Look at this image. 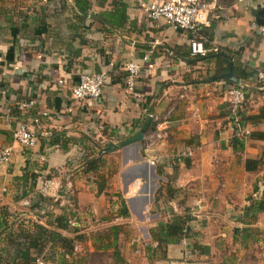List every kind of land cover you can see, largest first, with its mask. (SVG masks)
<instances>
[{
	"label": "crops",
	"instance_id": "0c3cea01",
	"mask_svg": "<svg viewBox=\"0 0 264 264\" xmlns=\"http://www.w3.org/2000/svg\"><path fill=\"white\" fill-rule=\"evenodd\" d=\"M123 1L125 23L104 30L101 26H109L90 15L108 8V0L101 7L98 0H91L83 20L73 14L71 0H0V149L11 148L9 161L0 163V264L19 261L13 257L15 243L20 231L30 233L33 224L65 237L75 233L51 225L64 208L37 192L42 179L62 183L56 168L69 167L79 147L85 149L91 140L105 145L111 137L115 142L130 137L149 113L165 111L167 136L156 153L189 147L192 155L176 164L164 158L150 166L139 159L140 148L138 153L132 146L123 150L120 179L113 177V190L120 188L123 193L135 178L142 184L124 199L126 217L139 230L135 236L140 246L130 245L128 238L121 246L118 238L122 259L127 264H264V163L254 170L243 166L245 158H258L264 147V89L254 78L255 69L264 68V23L255 22L257 5H264V0H216L208 13L209 25L202 29L205 46L211 43L234 55H227L233 75L237 77L233 67L238 65L247 72L244 79L238 77L246 85L241 110L246 132L240 138L232 136L225 110V89L232 83L206 81L226 71L224 58L210 52L189 57L186 31L153 23L133 0ZM131 60L140 65L134 83L140 101L123 94L124 65ZM100 70L108 80L99 98L69 96L79 72ZM28 98L36 100L34 107L15 108ZM18 120L32 127L34 147L13 141ZM79 164L71 170L72 202L94 201L103 208L107 200L101 202L92 183L75 175ZM157 188L159 198L153 201ZM195 202L202 206L197 215L187 214L184 242L166 245L162 259H147L143 246L152 242L148 230L167 220L170 212L183 215ZM74 241V259L97 248L90 238L82 245ZM193 243L205 246L208 253H195ZM51 245L41 253L50 251L47 256L55 259L63 254V262H70L66 252Z\"/></svg>",
	"mask_w": 264,
	"mask_h": 264
},
{
	"label": "built area",
	"instance_id": "2783aa9c",
	"mask_svg": "<svg viewBox=\"0 0 264 264\" xmlns=\"http://www.w3.org/2000/svg\"><path fill=\"white\" fill-rule=\"evenodd\" d=\"M215 1L216 0H133L135 7L143 13L147 20L153 23H163L165 25L174 26L188 33L187 47L189 57H203L209 52H220L218 47L214 44L210 43L209 46H205L207 39L202 32V29L209 25L208 13ZM150 52L151 50H148L141 57L142 60H146L147 54ZM139 72L140 65L131 60L125 63L122 76L123 94L137 101L142 100L141 94L135 90L134 86L135 78L139 75ZM254 78L258 88L264 89V68H256L254 71ZM107 80V74L102 70L81 71L77 75L76 82L70 87L69 96L75 100L97 99L101 95L103 85ZM245 86L244 83H239L238 85L231 84L225 89V110L228 123L232 127V136L234 138H240L246 132L241 119V110L244 102L243 88ZM35 104L36 100L34 98H28L18 101L16 103V108L19 110L30 109L34 107ZM40 114L43 115L45 113L42 111ZM147 116L150 117L151 127L146 130L141 140L139 158L141 161L150 166H155L161 164L164 158H167L168 160H166L169 164H176L183 158L192 155V150L189 147H184L177 152L166 155L157 154L156 151L158 146L167 136L168 111L158 114L149 113ZM31 120L36 121V118H31ZM97 128L102 130L103 127L99 125ZM12 139L15 143L24 148H32L37 142L32 127L25 120H18L15 123L12 129ZM108 141L115 142L112 137L108 138ZM102 144L103 147L104 143ZM10 154L11 148L9 146H3L0 149V163H7ZM88 154H90L89 150L79 147L78 155L75 160L69 164V167L56 168V173L60 174L62 177V183L52 178L42 179L37 192L41 196L52 197L64 208L63 217L65 228L87 232L110 224H131L126 216L116 215L118 204L114 198L111 199L113 217L111 221L108 222L100 220L94 201L88 203V205H79L72 202L73 200L69 193L72 183L71 170ZM40 159H42V157H40ZM141 184L142 180L140 178L133 179L127 189L122 193L121 197L125 198L133 195ZM201 206L199 202L193 203L188 206L187 214L192 216L197 215ZM182 231H187V223L184 224ZM184 239L185 237H182L180 241L184 242ZM138 242L139 238L137 236H132L129 239L130 245ZM150 244L155 245V242L152 241ZM32 264H49V262L39 253L34 258Z\"/></svg>",
	"mask_w": 264,
	"mask_h": 264
},
{
	"label": "trees",
	"instance_id": "16d2710c",
	"mask_svg": "<svg viewBox=\"0 0 264 264\" xmlns=\"http://www.w3.org/2000/svg\"><path fill=\"white\" fill-rule=\"evenodd\" d=\"M105 0H98L97 4L101 7L103 6ZM91 6V0H71V8L72 12L79 20H83L86 18L89 7ZM108 8H104L101 11H98L94 15H90L92 20L102 24H106L109 27H103L104 30H108L109 28L120 27L126 21L125 15V7L126 4L123 0H108L107 2ZM236 53V52H235ZM219 55L222 57L223 55H230L231 58H234V55L227 52L220 51L217 53H213V55ZM234 54V53H233ZM233 71L237 75V78L244 79L247 77V72L241 66H234ZM16 108V107H15ZM151 127V123L149 127ZM236 140V139H234ZM56 141V139H54ZM90 146H87L85 149L89 150L87 156L83 157L78 170L75 175L83 176L85 180H88L92 183L94 187V191L96 194L104 193L107 188V175L102 171L103 168L107 167L104 156L108 153L99 154L98 151L102 147L103 144L97 143L95 141H90ZM141 147V142H140ZM141 152V149H140ZM264 147L261 152V155L256 159L245 158L243 161V166L245 170H254L259 165L264 163ZM24 180V176H21ZM33 179V177H31ZM160 189L157 188L155 195L153 197V201L158 200ZM105 194H107L105 192ZM109 194V193H108ZM110 198H114L117 201L118 208L116 210V215L118 216H126L127 208L124 199L121 197L118 191H114L110 193ZM5 215V214H4ZM1 216V215H0ZM188 220L187 213L180 215L173 212L169 213V217L162 223H159L154 228L148 230V237L151 241L155 242V245L145 244L143 246L144 254L147 259L153 260L154 258L162 259L164 258V248L166 245L170 243L178 242L182 237L187 236V231L183 232V226ZM1 221L4 219L1 217ZM51 225L53 228L62 229L65 228L64 217L63 214L53 217ZM73 230L74 235L72 237H65L54 231V229H48L45 226L39 224H33L30 233H22L20 231L18 241L15 243V252L13 257L19 258V261H15L13 264H32L34 258L41 253L44 247L54 243L57 247L62 249L63 252H66L70 256V262H63L64 255L58 259L47 256L49 260L55 261L57 260V264H87L88 257L92 256L96 251L109 250L111 252L110 256L112 257L113 264H126L122 259L121 253L119 251L118 245V236L121 233V229L118 224H110L107 226L100 227L93 231L80 232L78 229ZM89 232H93L92 234ZM78 233V234H77ZM91 234L89 237L86 235ZM92 239L94 241L102 240L104 243L102 247H97L91 252L85 251L83 256L80 258H73L71 256L74 248L75 241L77 244H83L86 239ZM52 246V245H51ZM192 250L198 254H207V248L205 246L199 245L197 243H193L191 245ZM50 254V251H47V255ZM46 258V259H48ZM48 261V260H47Z\"/></svg>",
	"mask_w": 264,
	"mask_h": 264
},
{
	"label": "rangeland",
	"instance_id": "374dc122",
	"mask_svg": "<svg viewBox=\"0 0 264 264\" xmlns=\"http://www.w3.org/2000/svg\"><path fill=\"white\" fill-rule=\"evenodd\" d=\"M137 153L139 152V148H137L135 150ZM122 150H118V152L115 154H108L106 156H104L105 162H106V166L105 168L102 169V171L105 173V175H107V188L105 189V192L107 194H105V192L103 193H99L100 195V201L102 202L103 199L107 200V205L103 206V208H99V204L96 205L95 203V207L97 209L98 215L100 217L101 221H111L112 217H113V208H112V202L110 198V193H113L114 191H118L120 193V195H122V190L120 188H114L115 190H113V186H115L113 183V177L116 176V178L120 179V175L118 172L119 167L121 165L122 162ZM137 156H139V154H137ZM140 158V157H139ZM71 180H72V176H71ZM118 185V184H117ZM118 187V186H117ZM109 193V194H108ZM102 199V200H101ZM125 199V198H123ZM80 205V204H79ZM84 205H88V203L84 204ZM101 209V211L99 210ZM188 209V207H187ZM187 213V210L184 212V214ZM120 226H122V230L121 233L119 234L118 238L120 239V245H123V241H126L128 238L129 239L132 236H135V233H137L138 231L135 229V226L132 224H118ZM93 231V230H91ZM81 232V231H79ZM144 232L143 229H141V233ZM89 233H93V232H89ZM88 233V234H89ZM86 235V237L90 236ZM97 242V247H102V244L104 243L102 240H98ZM137 246H140V244H136ZM96 247V246H95ZM42 256L46 259L47 257V252H43L41 253ZM111 252L109 250H103V251H96L93 253V255L90 257H88L87 259V264H113V260L112 257L110 256ZM137 257V256H136ZM137 259V258H136ZM47 260V259H46ZM135 260V258H134ZM132 261V259H131ZM127 264V263H126Z\"/></svg>",
	"mask_w": 264,
	"mask_h": 264
},
{
	"label": "water",
	"instance_id": "95a60500",
	"mask_svg": "<svg viewBox=\"0 0 264 264\" xmlns=\"http://www.w3.org/2000/svg\"><path fill=\"white\" fill-rule=\"evenodd\" d=\"M255 22L259 23V24L264 23V5H257V9L255 12ZM222 57L224 58V60L227 64L226 71L216 73V74H212L208 77V79L206 81L221 79V80H225L229 83H232L234 85H238L239 84V78H237L235 75H233L231 58L227 55H223ZM149 124H150V117L147 116L143 125L133 135H131L130 137H127L125 139H122L120 141H117V142L108 141L99 150L98 153L99 154L109 153V152H113V151H117V150H122V152H123V150L128 148L129 146H132L133 149H135V150L137 148H140V142L143 138L144 133L148 129ZM134 158H136V156Z\"/></svg>",
	"mask_w": 264,
	"mask_h": 264
}]
</instances>
